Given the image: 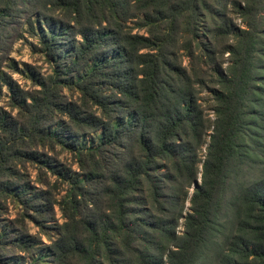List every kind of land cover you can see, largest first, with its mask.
I'll return each mask as SVG.
<instances>
[{"label":"trees","instance_id":"obj_1","mask_svg":"<svg viewBox=\"0 0 264 264\" xmlns=\"http://www.w3.org/2000/svg\"><path fill=\"white\" fill-rule=\"evenodd\" d=\"M25 14L28 91L1 70ZM3 85L0 264H264V0H0Z\"/></svg>","mask_w":264,"mask_h":264},{"label":"rangeland","instance_id":"obj_2","mask_svg":"<svg viewBox=\"0 0 264 264\" xmlns=\"http://www.w3.org/2000/svg\"><path fill=\"white\" fill-rule=\"evenodd\" d=\"M28 17L27 15H19L11 21V24L8 26L9 32L11 34L10 38V49L5 57H3V63L1 70L11 75V78L14 82H16L22 89L32 90L34 87L32 85V76L31 71L38 72L40 74L50 73L52 70V65H50L44 59L41 51L34 48V44L38 43V34L41 32L40 29L37 28L36 34L33 35L28 30ZM241 25L242 23L239 22ZM206 94V92H204ZM9 101V91L8 86H2V96L0 98V106L3 107L6 111L11 112V114H15V109H10L8 105ZM211 113V111H208ZM86 137L84 140H87ZM43 156L47 154L45 150L42 151ZM48 155V154H47ZM50 156V154H49ZM55 162L62 167L71 168L72 171H75L76 165L73 163L72 158L68 152H57L51 153ZM44 158V157H43ZM27 171L28 174V183L30 187L39 188L42 185L38 182V170L31 164L27 163ZM22 171L25 172L23 167ZM44 175V174H41ZM49 176V174H47ZM55 177H51L53 180ZM60 192V191H59ZM55 193V197L59 198L62 192ZM20 209L12 200H7L6 203H2L0 208V223H6L7 225H12L17 215V212ZM56 220H61V215L58 210L57 205H55V215L54 220H50L49 223H54ZM25 222L27 224V229L30 233L38 234L39 231L36 225L31 221L29 217H26ZM182 230V225L179 227ZM42 243L40 246H44L48 244V238L45 233H41ZM45 250V249H44ZM22 255V253H18ZM23 256V255H22Z\"/></svg>","mask_w":264,"mask_h":264}]
</instances>
